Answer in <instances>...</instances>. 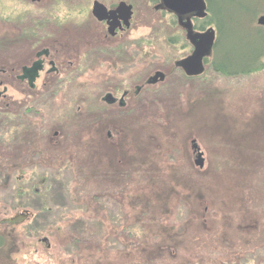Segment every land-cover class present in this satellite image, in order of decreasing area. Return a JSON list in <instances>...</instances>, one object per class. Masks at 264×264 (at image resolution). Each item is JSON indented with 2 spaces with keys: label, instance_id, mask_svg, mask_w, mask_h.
Instances as JSON below:
<instances>
[{
  "label": "rangeland",
  "instance_id": "rangeland-1",
  "mask_svg": "<svg viewBox=\"0 0 264 264\" xmlns=\"http://www.w3.org/2000/svg\"><path fill=\"white\" fill-rule=\"evenodd\" d=\"M212 2L223 30L199 79L171 74L130 114L99 111V123L73 132V113L88 120L86 110L101 106L110 71L125 87L133 73L170 70L178 46H169L167 20L138 4L124 36L131 61L82 72L92 35L74 6V47L55 54L74 80L45 86L43 72L32 90L2 71L34 60L18 32L49 29L44 14L56 4L42 13L33 0H0V264H264V69L223 77L210 66L264 63V0Z\"/></svg>",
  "mask_w": 264,
  "mask_h": 264
},
{
  "label": "flooded vegetation",
  "instance_id": "flooded-vegetation-1",
  "mask_svg": "<svg viewBox=\"0 0 264 264\" xmlns=\"http://www.w3.org/2000/svg\"><path fill=\"white\" fill-rule=\"evenodd\" d=\"M41 1L42 0H33V2L39 4L38 9L42 13L47 11V9L43 6L44 4H56L52 7L53 10L50 13L44 14L46 20L43 21L46 23L45 27H48L49 29H42V27H40L41 29H27L18 32L21 34L19 36L24 38V42L19 43V45L23 46L21 49L27 48L28 51L35 52L34 60L27 64L24 62L20 64L18 68H9V64H7L3 68L4 71H2L3 74L6 75L5 81H7V83H9L10 80H15L18 83L25 82L32 90L35 89V83L43 72L45 74H51L48 76L49 80H47L50 83H46V85L44 84L45 86L68 83L74 80L73 65L68 61H62V56L61 58L56 57L60 51L62 52L67 48L70 50L74 47L73 43L71 42V44H69L67 40V35L69 34L68 30H73L71 25L75 14L73 12L74 6L79 7V14H77L79 17L88 21L90 24L95 23V28L90 27L89 23H85L80 30L84 33L83 35L87 33L90 34V32V35H92V38L89 36L88 41H86L87 45L85 47V53L87 56L85 57V68H82V72L86 71V68L89 65L97 64L102 65L103 68L117 70L119 65H122L123 63L124 66L126 65V62L123 61L124 58H127L126 61H131L133 58L131 55L132 50L124 44L126 41L124 36L131 29L133 18L135 16V10L137 9L136 7L138 4L142 7L143 12H145V10L147 11V8H149L150 11L160 14L167 20L166 25L170 31V36L168 38L171 42L169 46L172 48H176V46H178V53L174 56L173 63L170 66L171 68L168 70L169 74L161 69H153L144 77H138L136 76V73H133L125 79V87H122L120 83L121 80H118L117 74L110 71L108 76L101 78L103 84L105 82L106 84H109L104 88L103 92L98 95V101L101 104L100 107L103 108L97 107L98 109H94L95 107H93L92 109V112L98 113L99 119H102V115L99 111H102V114L105 117H109L107 114L113 113V115H111L112 118H114L115 115L116 117H119L123 113L130 114L133 110H135L132 105H134L135 102L133 101L139 94L142 92L149 93L155 91V89L158 90L159 87L157 86L164 85V82L171 74V76L178 75L179 78L182 77L187 80L199 79L201 74H196L199 70L196 62H189L184 66H182V63L192 57L196 58L199 54H202L201 50L203 47L200 45L201 39L202 36L206 35L209 30L214 32V40L208 54H205L202 58H200L203 68L206 61L211 58L213 53V46L216 41L215 26L211 25L210 27L200 30L196 24L207 15L203 18L196 17L193 14L183 17L177 16L169 12L164 7L163 0H51L50 2H44L43 5H41ZM94 2H98L103 5L108 12L114 11L120 3H125L130 7L131 11L129 28L124 26L123 18L119 13L116 15H108V17H110L109 21L100 22L95 19L91 13ZM113 19L116 21L114 23L115 29L112 32H109L108 23H111ZM170 22L180 29L182 34L179 35L181 36L176 35V31L173 33ZM180 41H183L186 44H182L180 46ZM9 44L13 43L10 42ZM68 50L66 51L68 52ZM51 54H56L54 56L55 59L53 56L50 58ZM46 68H48V70H46ZM30 74H35L36 76L33 82L28 81L27 77ZM0 99L5 100L4 94L0 95ZM47 101H51V99L49 98ZM6 106H9V104H6ZM86 111L88 113L87 116H89L91 114V110L88 109ZM67 112L70 114L72 111L70 110ZM97 122L99 123V120ZM109 126H111L110 123ZM110 137L111 133L108 132L107 138ZM196 154L197 152L192 150V156L194 158Z\"/></svg>",
  "mask_w": 264,
  "mask_h": 264
},
{
  "label": "water",
  "instance_id": "water-1",
  "mask_svg": "<svg viewBox=\"0 0 264 264\" xmlns=\"http://www.w3.org/2000/svg\"><path fill=\"white\" fill-rule=\"evenodd\" d=\"M164 7L171 13L177 15V16H187V15H195L196 17L203 18L207 15L206 13V6L203 0H163ZM92 16L97 19L98 21H109L110 17L108 15H116L121 14V17L123 18V24L126 28H129V21L131 18V11L130 7L127 6L125 3H120L118 7L114 11L108 12L106 8L99 4L98 2L93 3L92 8ZM114 19L111 23H108L109 25V32H112L115 29V23ZM257 25L260 27H264V16H261L256 21ZM214 40V32L212 30H209L206 35L202 36L201 39V47L202 48V54H199L196 58L192 57L191 59H188L182 63V66H184L187 63L196 62L199 67V70L196 72V74H202L203 73V66L201 65V60L205 54H208V51L210 50ZM191 148L194 152H197L195 158H194V165L202 169L204 166V159H203V153L199 150V147L197 146L196 142L193 140L191 142Z\"/></svg>",
  "mask_w": 264,
  "mask_h": 264
},
{
  "label": "trees",
  "instance_id": "trees-1",
  "mask_svg": "<svg viewBox=\"0 0 264 264\" xmlns=\"http://www.w3.org/2000/svg\"><path fill=\"white\" fill-rule=\"evenodd\" d=\"M203 1L205 3V6H206V10L205 11L207 13V16L205 18L201 19V21H199L197 23V27L200 28V30H203L206 27H210L211 25H214L215 28H216L217 34L221 35L222 34V30H223V26L219 22H216L215 19H214L213 8H212V4H213L212 0H203ZM45 25L43 27H45ZM216 40H217V36H216ZM216 46H217V41H215V44H214L213 47H216ZM210 66H211L212 70L214 71V73H216V74H218L220 76H223V77H237V76H241V75L246 76V75H251V74H254V73H258L259 71L264 69V63H262V62L258 66L257 65L256 66H251V67H249V68H247L245 70H241V69H237L236 70V69H233L229 65L228 66L217 65L214 62H211ZM39 106H41V104H39ZM94 109H97V108H94ZM4 111H5V109H4ZM31 111L32 110L28 109V112H31ZM0 114H2L1 110H0ZM73 114H75V115H72V117L73 116L74 117L70 121L72 123V125H73V128H74L73 132H79L81 129L85 128L86 126H89V125L93 124L95 119H96V117L97 116L99 117L98 113H94L92 111H91V114L89 116H87L88 120H86L84 118L81 119V116H79V113H73ZM67 118L71 119V115L68 116V114H67ZM98 120H99V118H98ZM13 123L16 125V120L15 119H13V122H11V124H13ZM21 123L22 122H20V124ZM26 125H30V123H28ZM40 132L41 131H38V133H40ZM46 133H47V141L49 140V143H50V141H52L51 137H50L51 135L49 134V131L48 132L46 131ZM28 138H29V135H28ZM39 138H41V137H39ZM23 139H25V138H23Z\"/></svg>",
  "mask_w": 264,
  "mask_h": 264
}]
</instances>
